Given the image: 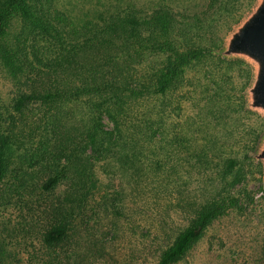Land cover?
<instances>
[{
	"label": "trees",
	"instance_id": "trees-1",
	"mask_svg": "<svg viewBox=\"0 0 264 264\" xmlns=\"http://www.w3.org/2000/svg\"><path fill=\"white\" fill-rule=\"evenodd\" d=\"M249 1L0 0V61L16 91L14 117L0 125V210L18 212L0 219V264H111L120 239L153 220L133 204L173 182L174 163L148 188L143 162L156 140L166 158L219 160L217 187L188 203L187 225L166 247L141 234L153 264L187 258L245 177L225 147L248 152L263 131L248 106L252 70L224 48ZM186 102L197 115L176 120Z\"/></svg>",
	"mask_w": 264,
	"mask_h": 264
},
{
	"label": "rangeland",
	"instance_id": "rangeland-1",
	"mask_svg": "<svg viewBox=\"0 0 264 264\" xmlns=\"http://www.w3.org/2000/svg\"><path fill=\"white\" fill-rule=\"evenodd\" d=\"M57 1L67 5L69 0ZM263 14L264 0L249 1L245 17L225 35L224 48L228 51L227 56L242 58L250 66L252 79L247 84L248 106L264 118V94L262 92L264 53L252 46L239 43L245 32L253 27ZM15 29L16 26L13 28L11 26L10 35ZM15 95L13 82L0 61V125L5 126L6 124L7 126L14 117L12 99ZM181 108L182 111L176 116V120H182L187 115H197L198 107L196 108L192 103L186 102ZM244 121L247 124L249 122L248 119ZM105 122L107 123L106 119ZM247 124L245 126L249 128ZM224 126L230 127L231 122L227 120ZM194 127L199 128L195 122L192 128ZM262 128L263 131L256 148L249 149L247 152L237 145L225 147L232 150L231 155L233 154L242 162L245 177L238 184L226 190L225 196H229L232 203H228L225 213L208 227L204 237L190 251L187 258L178 264H264L262 251L264 245V125ZM194 131L196 132L197 129L194 128ZM160 145L163 143L160 144L158 140L146 144L143 168L145 174H150L148 188H155L159 182L165 183L163 176L172 171L170 166L173 163L178 164V167L173 174V182L171 181L166 189L158 188L160 192L150 198L151 204H144L143 201L133 204L139 210L143 208L142 211L145 214L152 215L153 220L149 225L144 220L142 226L135 228L137 232L135 231V236L130 239L126 236L120 239L114 261L119 260L121 264H153L155 255L153 251L144 254L141 241L144 242L146 236H141V234H147V237L156 239L157 247H166L187 225L186 211L190 208L188 203L196 204L208 198L213 188L215 189L218 185L216 175H210L219 162L217 158L210 159L208 162L203 160L202 164L198 163L194 156L191 158L188 154L180 158L177 156L166 158L158 148ZM197 146L199 145L192 144L188 148L194 150ZM225 148L221 150L224 151ZM100 171H98L99 179L107 182L103 179L105 174ZM119 175L120 173L117 172L116 183L119 181ZM179 175L183 178H179ZM17 214V209L12 205L5 211L0 210V219L16 222ZM113 237L108 235L107 238L113 240L111 239ZM6 249L8 253L10 252L12 259H20L23 255V251L20 252L17 246L8 244ZM114 261L110 263L114 264Z\"/></svg>",
	"mask_w": 264,
	"mask_h": 264
},
{
	"label": "water",
	"instance_id": "water-1",
	"mask_svg": "<svg viewBox=\"0 0 264 264\" xmlns=\"http://www.w3.org/2000/svg\"><path fill=\"white\" fill-rule=\"evenodd\" d=\"M239 43L247 44L264 53V14L253 27L245 32L243 38L239 40ZM262 92L264 94V82L262 85Z\"/></svg>",
	"mask_w": 264,
	"mask_h": 264
}]
</instances>
